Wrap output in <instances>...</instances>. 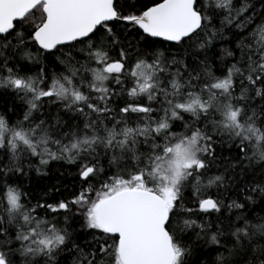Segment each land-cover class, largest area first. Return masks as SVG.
Masks as SVG:
<instances>
[{"label":"snow or ice","instance_id":"6c2138e0","mask_svg":"<svg viewBox=\"0 0 264 264\" xmlns=\"http://www.w3.org/2000/svg\"><path fill=\"white\" fill-rule=\"evenodd\" d=\"M0 264H264V0H0Z\"/></svg>","mask_w":264,"mask_h":264},{"label":"trees","instance_id":"16d2710c","mask_svg":"<svg viewBox=\"0 0 264 264\" xmlns=\"http://www.w3.org/2000/svg\"><path fill=\"white\" fill-rule=\"evenodd\" d=\"M257 7L259 8V5H257ZM219 47L220 45H217V52L219 50ZM217 67H219V65H217ZM174 130L178 131L179 129ZM47 171V176L40 177H37V174L35 172L32 173V178L34 180L35 187L38 189V194L39 190L42 188H51L52 186H56L57 188H60L61 194L63 196H68L70 198L69 193L71 192V186L74 179V177L70 175V173H74L76 171V168L68 165L64 161H58L50 162V167L47 169ZM57 181H60L61 183L58 184ZM65 186H67L68 192L64 191Z\"/></svg>","mask_w":264,"mask_h":264}]
</instances>
